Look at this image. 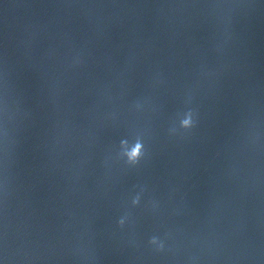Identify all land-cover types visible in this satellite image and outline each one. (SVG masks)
Returning a JSON list of instances; mask_svg holds the SVG:
<instances>
[{"label":"water","instance_id":"95a60500","mask_svg":"<svg viewBox=\"0 0 264 264\" xmlns=\"http://www.w3.org/2000/svg\"><path fill=\"white\" fill-rule=\"evenodd\" d=\"M0 264H264V0H0Z\"/></svg>","mask_w":264,"mask_h":264},{"label":"clouds","instance_id":"9594fccd","mask_svg":"<svg viewBox=\"0 0 264 264\" xmlns=\"http://www.w3.org/2000/svg\"><path fill=\"white\" fill-rule=\"evenodd\" d=\"M191 120L185 119L182 122V127L188 128L190 126ZM140 149L141 145L137 144L135 149L131 153H129V162H135L140 157Z\"/></svg>","mask_w":264,"mask_h":264}]
</instances>
